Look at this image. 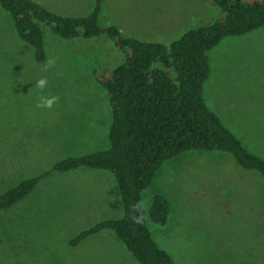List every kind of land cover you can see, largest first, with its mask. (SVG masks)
Returning a JSON list of instances; mask_svg holds the SVG:
<instances>
[{"label": "rangeland", "instance_id": "374dc122", "mask_svg": "<svg viewBox=\"0 0 264 264\" xmlns=\"http://www.w3.org/2000/svg\"><path fill=\"white\" fill-rule=\"evenodd\" d=\"M63 15H87L95 0H36ZM177 12L189 19L175 21ZM213 0H103L102 27L126 36L170 43L192 27L220 17ZM155 24V28H154ZM47 57L17 31L0 3V196L46 171L34 189L0 208V264H140L112 229L72 246L83 230L124 216L114 173L107 169L53 170L65 158L111 146L112 106L100 74L126 60L106 33L65 39L44 24ZM207 104L253 153L264 158V26L228 36L209 51ZM49 60L54 65L44 71ZM47 77L41 90L35 82ZM58 96L51 110L36 104ZM171 205L166 223L148 219L173 264H264V176L231 153L191 149L168 160L143 192ZM125 256L119 254L124 252Z\"/></svg>", "mask_w": 264, "mask_h": 264}, {"label": "trees", "instance_id": "16d2710c", "mask_svg": "<svg viewBox=\"0 0 264 264\" xmlns=\"http://www.w3.org/2000/svg\"><path fill=\"white\" fill-rule=\"evenodd\" d=\"M221 15L207 25L195 26L167 43L126 36L118 25L102 27L103 0H95L87 15H63L36 0H0L14 20L19 36L35 49L38 61L47 57L44 24L56 35L73 39L95 38L106 33L126 60L100 74L112 106L111 146L58 161L53 170L68 171L81 166L112 171L119 184L125 214L107 219L76 235L77 245L102 229H112L141 264H173L148 226V219L166 223L171 212L169 199L156 194L152 206L144 208L143 224L134 223L132 206L143 201V192L158 171L191 149L231 153L247 169L264 176V158L251 152L225 125L205 99V84L212 67L209 51L228 36L243 35L264 26V0H213ZM52 171V170H51ZM46 171L22 181L0 196V208L7 209L26 197Z\"/></svg>", "mask_w": 264, "mask_h": 264}, {"label": "clouds", "instance_id": "9594fccd", "mask_svg": "<svg viewBox=\"0 0 264 264\" xmlns=\"http://www.w3.org/2000/svg\"><path fill=\"white\" fill-rule=\"evenodd\" d=\"M53 60H49L44 67V71H47L54 65ZM48 86L47 77H41L35 82V87L38 89H45ZM58 96H41L36 104L37 108L51 110L53 106L58 103ZM146 207V201H138L135 205L132 206L133 215L130 216V219L137 224H143L147 217L144 214V208Z\"/></svg>", "mask_w": 264, "mask_h": 264}, {"label": "crops", "instance_id": "0c3cea01", "mask_svg": "<svg viewBox=\"0 0 264 264\" xmlns=\"http://www.w3.org/2000/svg\"><path fill=\"white\" fill-rule=\"evenodd\" d=\"M183 19H186V20H188L189 19V14H184V13H182V12H177V15L175 16V21H177V22H179V20H183ZM154 28H155V24H154ZM257 30V29H256ZM250 33V32H249ZM248 34V33H247ZM211 74H212V71H211ZM210 77H211V75H210ZM206 99V98H205ZM207 102V101H206ZM209 106V105H208ZM210 107V106H209ZM211 108V107H210ZM221 118V117H220ZM222 119V118H221ZM86 167V166H85ZM79 168H81V167H78V168H75V169H71V170H74V171H76L77 169H79ZM96 169V168H95ZM108 170V169H107ZM70 171V170H69ZM64 172H66V171H64ZM106 229H108V228H106ZM103 230H105V229H102L101 231H103ZM101 231H99L98 233H100ZM98 233H95V234H98ZM94 235V234H93ZM117 235V234H116ZM90 236H92V235H90ZM89 236V237H90ZM118 236V235H117ZM119 237V236H118ZM88 238V237H87ZM86 238V239H87ZM119 239H120V237H119ZM85 240V239H84ZM84 240H82L80 243H78L77 245H79V244H81ZM122 241V240H121ZM123 243H124V241H123ZM125 244V243H124ZM77 245H72V246H77ZM125 246H126V244H125ZM126 248L128 249V247L126 246ZM129 250V249H128ZM130 251V250H129ZM131 252V251H130ZM132 253V252H131ZM119 254H121V255H123V256H125V251L124 252H119ZM133 254V253H132ZM134 255V254H133ZM135 257V256H134ZM136 258V257H135ZM137 259V258H136ZM138 260V259H137ZM141 264V263H140Z\"/></svg>", "mask_w": 264, "mask_h": 264}]
</instances>
